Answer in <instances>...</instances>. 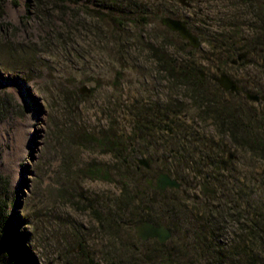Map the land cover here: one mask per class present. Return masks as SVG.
<instances>
[{
	"label": "rangeland",
	"instance_id": "1",
	"mask_svg": "<svg viewBox=\"0 0 264 264\" xmlns=\"http://www.w3.org/2000/svg\"><path fill=\"white\" fill-rule=\"evenodd\" d=\"M211 2L207 1L209 8ZM170 4L169 0H74L70 16L62 19L57 14L45 20L35 9L29 11L28 0L4 3L0 93L12 95L15 108L0 123V172L10 181L6 211L12 230L31 243L28 250L37 264H146L150 255L155 259L149 245L140 252L133 249L137 242L128 236L131 231L95 221L97 216L115 214L122 203L114 174L107 181L91 179L82 171L89 164L116 166L100 146L102 135H131L142 125V114L154 119L156 108L172 103L180 112L168 115L167 131L179 127L209 142L224 140L211 119L197 115L184 88L172 83L159 64L158 57L180 61L186 51L180 36L162 23ZM241 33L247 40L259 39L250 28ZM10 48L19 50L12 53ZM197 49L194 61L203 73H214L217 51L205 43ZM254 58L252 65L242 68L223 64L251 92L264 93V58ZM30 61L32 66L26 68ZM206 85L208 92L214 91L209 82ZM248 107L264 121L263 104L250 102ZM176 118H181L180 125L173 124ZM157 132L153 130L148 140L158 141ZM245 143L231 149L236 177L252 206L264 207V157L248 147L250 140ZM134 206L125 201L122 215L137 216ZM198 212L197 203L185 200L174 207L168 221L182 223L183 232H194ZM243 237L240 230L234 234L225 230L219 242L227 250L234 239ZM182 254L176 256L196 261L199 256Z\"/></svg>",
	"mask_w": 264,
	"mask_h": 264
},
{
	"label": "flooded vegetation",
	"instance_id": "2",
	"mask_svg": "<svg viewBox=\"0 0 264 264\" xmlns=\"http://www.w3.org/2000/svg\"><path fill=\"white\" fill-rule=\"evenodd\" d=\"M170 1L173 7L166 16L184 21L191 33L199 37L201 45L205 43L218 53V58H214L218 63L215 72H201L202 81L206 84L209 82L214 91L226 94L231 101L236 97L250 101L244 92H251L246 83L228 71L223 63L242 68L252 65L255 56L264 58V0H209L212 1L210 8L208 0ZM245 16H250V20H246ZM244 27L255 30L259 39L241 37ZM167 28L180 36L177 31ZM225 34L233 36L228 35L226 40ZM182 41L190 46L187 40ZM231 46L233 49L227 51ZM222 74L228 75L244 91L223 89L217 80ZM256 93L264 95L261 91ZM162 112H155L153 121L160 129L157 132L161 133L158 141H147L146 147L135 158L129 189L125 191L120 188L122 196H128V201L135 204L133 213L137 216H122L118 227L131 231L128 236L137 242L132 243L134 250L140 252L148 245L153 253L155 247L160 249L162 257L152 260L150 264H226L219 260L216 248L212 247L223 239L225 230L232 234L240 230L244 235L228 246L229 264H264V218H255L257 224L254 228L248 220L238 219L244 210L249 211L252 204L236 177V157L231 150L235 146L234 139L228 138L227 142L225 139L216 142L198 139L197 146H190L196 140L193 135H188L179 127L167 131L169 112ZM179 123L181 118L173 124ZM162 174L173 181V185H158L157 179ZM185 200L197 203L199 210L198 228L194 232H183L182 223L168 221L174 214V207H181ZM226 213L228 218H225ZM144 222L164 226L171 233L170 237L164 242H159L156 237H138L136 227ZM220 244L217 249L225 251ZM180 252H183L182 256H199L197 261L185 260L176 256Z\"/></svg>",
	"mask_w": 264,
	"mask_h": 264
},
{
	"label": "trees",
	"instance_id": "3",
	"mask_svg": "<svg viewBox=\"0 0 264 264\" xmlns=\"http://www.w3.org/2000/svg\"><path fill=\"white\" fill-rule=\"evenodd\" d=\"M6 1L7 0H0V18L4 16V3ZM11 1L15 2L16 0ZM71 1L74 2V0H28V9L29 11L31 8L35 9L38 18L45 20L52 19L56 17L57 14L64 19L70 16ZM168 7L169 9L172 8L173 3ZM101 17H103V15ZM69 19L71 20V17H69ZM82 24H84V22L79 21V25ZM55 27L56 26L53 28L55 29ZM56 31H58V28L57 30L55 29L54 32ZM228 35L233 36V34H225L226 40L228 39ZM182 43L186 45V51L184 52L185 56H183L180 61L177 59L167 61L162 57H158L161 69L168 72L170 76L169 80H171L172 83H175L177 87L184 88V94L190 98L191 103L189 105L196 111L198 116L200 115L202 118L211 119L217 134L222 139L233 138L235 146L238 144L245 145V140L248 139L250 140L248 147L264 157V121L262 117L254 108L250 109L248 107L250 101L246 99L238 100L239 98L236 97L237 101L234 103L226 94L221 93L219 90H209L208 92L207 90L209 87L202 81L200 74L202 72V66L192 58L193 54L198 51V49L188 46L183 41ZM66 44L70 47L71 41L67 39ZM232 49L233 46L227 51H231ZM12 50L13 49L10 48V51ZM18 50L19 49L16 48L13 51L17 52ZM214 58H218L217 53ZM33 61H30L29 65H26V68L29 66L31 67ZM13 101L12 95L0 93V123L9 114L14 112L15 106ZM258 103L264 105V102ZM155 111L169 112L167 114L172 115H177L180 112L172 103L166 104L163 108H156ZM141 117L142 125L135 127L131 135L112 132L101 136V140L99 141L100 146L111 154L116 166L106 167L89 164L82 170L86 177L110 181V176L114 174L120 181V188L125 191L127 190L132 183L131 173L135 169V158L146 147L149 136L152 135V131L160 130L155 126L153 118L151 119L150 116H146L145 114H142ZM139 118L138 121H141ZM188 135H193V138L196 139L193 142L198 144V136L192 133H188ZM9 185V178L0 172V264H37V260L32 257L30 250H28L33 247L31 243L28 239L22 238L21 233L12 230L8 212L6 211V194ZM125 201L128 202V196L123 195L121 205H117L120 210L116 209L117 212L115 214L108 213L104 217L97 216L95 221L100 223L103 227H114L111 229L119 230L118 221L119 218L123 216L121 213L123 208L121 206L124 205ZM225 218H228L227 213L225 214ZM255 218L258 220L259 218H264V207L255 208L254 205H251L249 211L244 210L238 217V219L248 220L253 228L256 227L255 225L257 224L254 220ZM225 221L227 222L226 219ZM217 237L219 238L220 236ZM218 244H216V247H212L214 249L216 248L219 260L229 264V254L227 250L220 251L217 249L219 248ZM155 252V259L162 257L159 248L155 247L154 254ZM153 259L154 256L150 255L145 263L150 264Z\"/></svg>",
	"mask_w": 264,
	"mask_h": 264
},
{
	"label": "water",
	"instance_id": "4",
	"mask_svg": "<svg viewBox=\"0 0 264 264\" xmlns=\"http://www.w3.org/2000/svg\"><path fill=\"white\" fill-rule=\"evenodd\" d=\"M183 1V0H180ZM162 23L169 27L173 31H177L183 40H187L189 45L192 46L193 48H199L201 46V41L197 35H194L191 33L189 28L187 27L186 23L182 20L179 19H174L169 16H165L162 18ZM241 58V56H239ZM203 75V73H201ZM218 82L220 86L225 89L226 91L231 90V91H236L238 92L239 90L244 91L241 89L228 75L222 74L218 79ZM246 94L247 99L250 101H260L264 100V95H259L257 93L249 92V91H244ZM141 161V159H138ZM158 185H173V181H170L169 178L165 175L162 174L158 177L157 179ZM137 235L138 237H141L142 239H147L149 237H156L159 242H164L166 241L171 233L167 228L164 226H155L149 222H144L143 224L138 225L137 227Z\"/></svg>",
	"mask_w": 264,
	"mask_h": 264
}]
</instances>
